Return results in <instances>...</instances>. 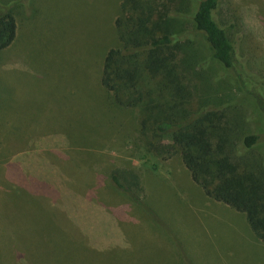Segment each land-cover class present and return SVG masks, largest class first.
<instances>
[{"label":"rangeland","instance_id":"obj_1","mask_svg":"<svg viewBox=\"0 0 264 264\" xmlns=\"http://www.w3.org/2000/svg\"><path fill=\"white\" fill-rule=\"evenodd\" d=\"M120 1L0 0L16 21L0 51V264H264L245 214L206 196L178 155L147 151L139 109L120 116L102 86ZM213 15L233 48L213 82L235 83L230 114L242 101L260 125L264 0H217ZM196 71L207 90L211 71ZM121 170L140 176L138 203L108 183Z\"/></svg>","mask_w":264,"mask_h":264},{"label":"trees","instance_id":"obj_2","mask_svg":"<svg viewBox=\"0 0 264 264\" xmlns=\"http://www.w3.org/2000/svg\"><path fill=\"white\" fill-rule=\"evenodd\" d=\"M216 6L217 0H121L114 22L118 43L104 57L100 80L120 116L139 109L131 128H138L147 151L162 159L178 155L205 195L245 214L264 242V119L260 125L249 120L242 101L231 115L226 100L236 98L235 83L229 81L227 94L213 82L217 70L233 65ZM15 35L12 13H0V51ZM206 66L212 75L204 90L192 78L197 67L205 74ZM108 183L138 203L134 191L142 186L135 171L121 170Z\"/></svg>","mask_w":264,"mask_h":264}]
</instances>
